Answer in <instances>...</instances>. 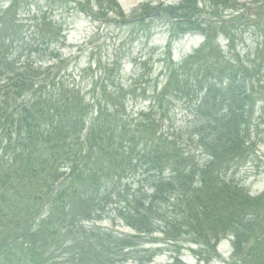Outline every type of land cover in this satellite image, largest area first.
Segmentation results:
<instances>
[{
    "label": "trees",
    "instance_id": "1",
    "mask_svg": "<svg viewBox=\"0 0 264 264\" xmlns=\"http://www.w3.org/2000/svg\"><path fill=\"white\" fill-rule=\"evenodd\" d=\"M65 1L80 13L95 3L100 21L144 29L148 39L145 28L165 23L164 67L126 84L117 57L100 85L83 87L54 56L64 30L11 13L13 0L0 4V264H154L167 254L166 264H184L187 243L204 257L229 237L244 264L263 262L246 254L250 243L264 245V196L250 198L235 174L264 135L235 44L239 33L264 37V8L236 21L233 0H211L213 10L183 0L145 4L131 20L116 0ZM195 34L199 49L176 62L175 42ZM30 46L52 57L26 59ZM177 108L188 125L176 126Z\"/></svg>",
    "mask_w": 264,
    "mask_h": 264
},
{
    "label": "rangeland",
    "instance_id": "2",
    "mask_svg": "<svg viewBox=\"0 0 264 264\" xmlns=\"http://www.w3.org/2000/svg\"><path fill=\"white\" fill-rule=\"evenodd\" d=\"M51 1V2H50ZM13 0L14 6L11 13L17 14L20 18L29 20V23L34 24L36 21L47 18L48 21L52 20L58 28L64 30V42L56 49V54L59 58L64 59L63 69L68 74L77 77L78 82L86 88H91L95 84L100 85L101 80L98 82L99 73H103V68L107 63H111L115 58L122 60V77L126 84L143 80L142 75L149 76L158 75L164 67V63L159 64V55L164 51L167 52V45L169 42V30L165 23L157 22V25H152L151 28H145L150 38L144 37L139 29H133L129 25L120 22L100 21L98 7L95 3L90 6L87 13H80L74 9L70 4H66L65 0ZM120 3L123 9V16L126 19L140 17L145 14V11L140 8L148 4L153 9L155 6L164 4V6H177L183 0H116ZM242 7V13L238 12L228 16V19L236 17L240 20L241 15L246 9L255 11L260 7L261 11L264 8V0H233ZM12 0H0L1 5H9ZM207 7L213 10L214 3L211 0L205 4L200 0V8ZM236 6V5H235ZM245 6V10H244ZM94 9H93V8ZM73 8V9H72ZM222 9V7H220ZM112 15V14H110ZM258 17V16H256ZM253 16L252 20H256ZM99 18V19H98ZM96 19V20H95ZM58 30V29H57ZM236 41V50L240 54L241 60L245 61L249 66V78L246 82L249 87H254L258 91V113H260L261 135H264V37H258L254 34L253 30L244 34L243 37L238 36ZM203 38L200 36H186L174 44V60L181 62L189 57L198 47H200ZM222 46L226 49V44L222 42ZM51 54V52H49ZM149 54L153 59L148 63V66L138 67L139 60H145ZM26 59L31 58L33 61L38 62L49 60L52 56H44L42 52H36V48L30 46L26 52ZM18 57V56H17ZM92 70V71H90ZM150 75V76H151ZM140 80V81H141ZM146 81V80H145ZM154 83H152L153 85ZM182 107L181 105H179ZM175 121L176 126L188 125L187 116L184 112H180L177 108ZM259 151L253 155L250 162L235 174L236 180L241 183L249 192L250 198H259L264 194V144L259 146ZM124 234L131 233L129 230L120 228L117 229ZM248 231V230H245ZM262 236L259 237L261 241ZM250 243L249 249L251 262L257 261V255L264 256V245L258 246ZM187 251L182 253L185 264H200L199 259L215 258L211 264H227L234 261L233 244L231 241L222 243L219 247V253L224 256L218 257L216 255L201 256L196 253L199 247H192L185 245ZM169 259L161 257L157 260L156 264H165ZM211 261V260H210ZM247 263V262H246ZM245 263V264H246Z\"/></svg>",
    "mask_w": 264,
    "mask_h": 264
}]
</instances>
